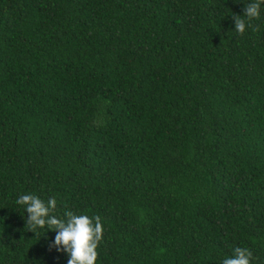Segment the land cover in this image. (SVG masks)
I'll list each match as a JSON object with an SVG mask.
<instances>
[{
    "label": "trees",
    "instance_id": "trees-1",
    "mask_svg": "<svg viewBox=\"0 0 264 264\" xmlns=\"http://www.w3.org/2000/svg\"><path fill=\"white\" fill-rule=\"evenodd\" d=\"M0 0V264H67L15 203L99 216L95 264H264V4ZM43 231V230H41Z\"/></svg>",
    "mask_w": 264,
    "mask_h": 264
},
{
    "label": "clouds",
    "instance_id": "clouds-1",
    "mask_svg": "<svg viewBox=\"0 0 264 264\" xmlns=\"http://www.w3.org/2000/svg\"><path fill=\"white\" fill-rule=\"evenodd\" d=\"M264 0H252L245 4L243 16L233 14L235 31L243 35L246 27L253 19H259L261 5ZM15 203L22 205L27 216L25 226L31 230L36 238L44 233L45 229L56 231L54 245L57 251L63 250L68 255L67 264H95L98 259V245L102 239L103 225L97 215H78L73 211L64 212V218L53 213L57 207L55 197H50L46 202L33 193H25L18 196ZM43 230V231H41ZM253 252L247 247H235L232 255L225 257L221 264H251Z\"/></svg>",
    "mask_w": 264,
    "mask_h": 264
}]
</instances>
